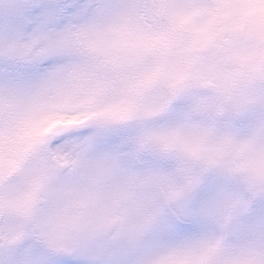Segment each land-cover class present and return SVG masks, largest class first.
<instances>
[{"label": "snow or ice", "instance_id": "snow-or-ice-1", "mask_svg": "<svg viewBox=\"0 0 264 264\" xmlns=\"http://www.w3.org/2000/svg\"><path fill=\"white\" fill-rule=\"evenodd\" d=\"M0 264H264V0H0Z\"/></svg>", "mask_w": 264, "mask_h": 264}]
</instances>
